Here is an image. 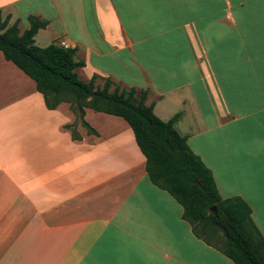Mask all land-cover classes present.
Segmentation results:
<instances>
[{"label":"crops","instance_id":"0c3cea01","mask_svg":"<svg viewBox=\"0 0 264 264\" xmlns=\"http://www.w3.org/2000/svg\"><path fill=\"white\" fill-rule=\"evenodd\" d=\"M0 9L22 30L32 15L58 27L53 40L77 49L84 80L147 91L163 120L181 113L175 127L221 196L244 198L264 235V0H0ZM85 110L98 134L79 124L75 140L69 103L49 109L0 51V264H236L150 180L129 123Z\"/></svg>","mask_w":264,"mask_h":264},{"label":"trees","instance_id":"16d2710c","mask_svg":"<svg viewBox=\"0 0 264 264\" xmlns=\"http://www.w3.org/2000/svg\"><path fill=\"white\" fill-rule=\"evenodd\" d=\"M29 21L30 27L22 30L18 21L11 23V14L4 17L0 9V51L36 82L46 106L55 109L70 103L89 134L98 131L86 120V108L123 117L146 157L150 180L183 206L195 235L236 264H264V235L252 218L250 204L241 196H221L213 171L175 127L181 113L163 120L154 105L146 103L147 91L122 88L109 78L98 87L97 75L82 79L78 69L85 62L75 58L77 49L60 41L38 45L35 37L49 22L33 15ZM65 128L75 140L81 139L74 124Z\"/></svg>","mask_w":264,"mask_h":264},{"label":"rangeland","instance_id":"374dc122","mask_svg":"<svg viewBox=\"0 0 264 264\" xmlns=\"http://www.w3.org/2000/svg\"><path fill=\"white\" fill-rule=\"evenodd\" d=\"M75 1L77 2L78 0H75ZM57 30H58V27H56V26H55V28L54 27H50V28L46 27V30L45 31L43 30L39 34V36L36 37L37 44L42 45V46H45V45L51 44L54 41H56V40H53L54 39L53 37H56L57 36V32H58ZM58 43H60V42L58 41ZM85 75H86L85 71H81L80 76H81L82 79L83 78L85 79V77H86ZM103 85H104V82L101 81L99 87H102ZM113 88H114V85L112 86V89ZM69 107H70V103H69ZM70 109H71V107H70ZM79 124H81L79 120H76V122L74 123V127L77 130V132H78V125Z\"/></svg>","mask_w":264,"mask_h":264},{"label":"built area","instance_id":"2783aa9c","mask_svg":"<svg viewBox=\"0 0 264 264\" xmlns=\"http://www.w3.org/2000/svg\"><path fill=\"white\" fill-rule=\"evenodd\" d=\"M63 45H66L65 43H63Z\"/></svg>","mask_w":264,"mask_h":264}]
</instances>
